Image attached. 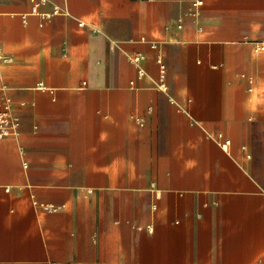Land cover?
<instances>
[{
    "label": "crops",
    "instance_id": "1",
    "mask_svg": "<svg viewBox=\"0 0 264 264\" xmlns=\"http://www.w3.org/2000/svg\"><path fill=\"white\" fill-rule=\"evenodd\" d=\"M39 12L0 0V264H264V0Z\"/></svg>",
    "mask_w": 264,
    "mask_h": 264
},
{
    "label": "built area",
    "instance_id": "2",
    "mask_svg": "<svg viewBox=\"0 0 264 264\" xmlns=\"http://www.w3.org/2000/svg\"><path fill=\"white\" fill-rule=\"evenodd\" d=\"M48 2V0H30V3L32 5V14L40 15L39 8L43 5H45ZM203 6L202 1H197L193 3L192 8L193 12L192 15L195 16L198 13L199 8ZM59 8H55L52 14H44L41 15L45 19H50L52 16L60 14ZM180 23H182V20H180ZM182 26L180 25L179 28ZM253 50L255 54L257 55H264V39L260 41L253 42L252 44ZM151 48L157 50L158 45L155 43L151 44ZM0 60H2L4 63H11V59L0 57ZM145 60V57L143 55H137L133 58V62L137 65H140ZM157 64L159 65V71H160V82L158 84V88L165 89V80H166V67L163 63L162 55L157 56ZM140 75H144L142 71L140 72ZM250 89L249 92H253V86H254V80H249ZM142 123V120H141ZM20 129V120L18 117H16L12 111V102L9 98L5 96H0V140H4L7 138H17L20 135L19 132ZM215 142L224 150L227 151L228 147L230 146L229 141L222 142V136H219L217 139H214Z\"/></svg>",
    "mask_w": 264,
    "mask_h": 264
}]
</instances>
